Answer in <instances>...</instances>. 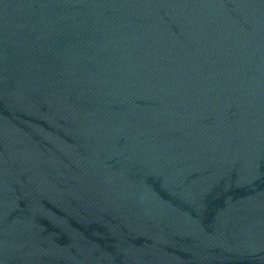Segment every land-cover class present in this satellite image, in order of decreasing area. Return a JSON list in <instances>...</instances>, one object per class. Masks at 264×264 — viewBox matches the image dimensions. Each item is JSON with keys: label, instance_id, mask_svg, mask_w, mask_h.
Segmentation results:
<instances>
[{"label": "water", "instance_id": "obj_1", "mask_svg": "<svg viewBox=\"0 0 264 264\" xmlns=\"http://www.w3.org/2000/svg\"><path fill=\"white\" fill-rule=\"evenodd\" d=\"M0 264H264V0H0Z\"/></svg>", "mask_w": 264, "mask_h": 264}]
</instances>
